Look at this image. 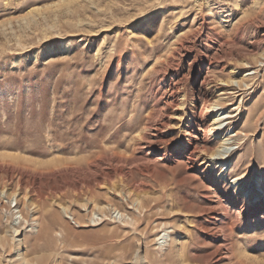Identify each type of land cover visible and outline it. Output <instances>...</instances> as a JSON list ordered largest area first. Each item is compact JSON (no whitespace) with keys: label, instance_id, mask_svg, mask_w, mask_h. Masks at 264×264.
I'll return each instance as SVG.
<instances>
[{"label":"rangeland","instance_id":"1","mask_svg":"<svg viewBox=\"0 0 264 264\" xmlns=\"http://www.w3.org/2000/svg\"><path fill=\"white\" fill-rule=\"evenodd\" d=\"M1 188L0 264H264V0H0Z\"/></svg>","mask_w":264,"mask_h":264},{"label":"bare ground","instance_id":"2","mask_svg":"<svg viewBox=\"0 0 264 264\" xmlns=\"http://www.w3.org/2000/svg\"><path fill=\"white\" fill-rule=\"evenodd\" d=\"M217 102H214L212 104V107H211V109H212L211 112L213 114L212 127L208 130V133H213V135L220 133L224 129V120L229 117L228 115H226L224 113L223 110L221 111V108H218L219 105H218ZM233 152H234V150H233V147H232V144H231V138H229V137H227V135H225L222 138L221 142H219V145L216 148L213 149V151L210 153L209 156H207V160H208L210 165L218 164L219 162H224V164H225V163H227L228 158L231 156V154ZM140 161H144V163L148 164V165L149 164H153L152 161H150L148 158H146L144 156H136V157H134V158H132L130 160V162H140ZM77 172H80V170L74 169V173H77ZM238 179L239 178H235V179H233L232 182H235ZM254 193H256V191ZM7 195L10 196L9 197V202L13 201L15 203L14 206H16V207L18 206L17 205L18 204V200L19 201L20 200L23 201L25 204H27V203H29V204L31 203L32 204V201H29V198L27 197V195H22V194H20V193H18L16 191L7 192L6 189L1 188L0 189V196L3 199H6ZM248 197L250 198V196H248ZM137 202H139V201H137ZM84 205H86V203ZM60 208H61V211L63 212L64 216L69 218V220H71L74 223V217L72 216L68 206L62 205V206H60ZM117 215L121 216V214H119V213H117ZM18 217H20V216H18ZM228 218H229V215L226 216V219H228ZM262 218L264 219V215L262 216ZM34 223H35V225H37V222H34ZM14 230H17V229L14 228ZM165 236H167V235H165ZM161 238H163V236H160L158 238V240L161 239ZM19 259H21V258H19ZM22 261H23V259H22Z\"/></svg>","mask_w":264,"mask_h":264}]
</instances>
